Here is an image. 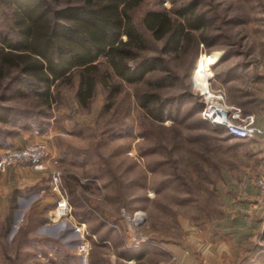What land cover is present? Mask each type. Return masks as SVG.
I'll use <instances>...</instances> for the list:
<instances>
[{"label": "rangeland", "instance_id": "374dc122", "mask_svg": "<svg viewBox=\"0 0 264 264\" xmlns=\"http://www.w3.org/2000/svg\"><path fill=\"white\" fill-rule=\"evenodd\" d=\"M200 2L210 18L205 33L217 44L206 48L200 42L197 49L168 56L178 79L164 92L177 95L182 105L176 124L183 134L180 148L171 146L168 127L173 121L153 122L138 105L135 92L143 84H125L107 111L101 85L88 107L77 102V83L62 85L57 100L47 107L30 91L17 95L16 82L0 80V104L13 106L16 112L12 123L0 122V152L23 137L51 139L58 156L59 146L69 150L60 168L62 190L73 207V218L57 217L59 194L51 177L45 179L41 203L18 214L15 210L12 224L0 237V264H153L147 258L132 263L124 253L136 249L144 255L151 247L162 248L164 242L182 240L225 213L222 187L238 178L236 172L250 162L251 143L204 122L202 85L210 77L209 86L222 89L230 104L246 113L262 109L264 0ZM172 6L171 0H144L133 16L144 29L148 10ZM10 26V16L0 5V29L8 32ZM152 45V52L158 53L160 42ZM201 54L206 59L196 73ZM202 135L210 148L202 149L206 157L195 151L202 147ZM139 209L146 212L142 229L150 240L135 248L125 240V219ZM77 222L86 223L84 232ZM262 236L246 256V264H264ZM82 242L90 245L85 254L78 250Z\"/></svg>", "mask_w": 264, "mask_h": 264}, {"label": "trees", "instance_id": "16d2710c", "mask_svg": "<svg viewBox=\"0 0 264 264\" xmlns=\"http://www.w3.org/2000/svg\"><path fill=\"white\" fill-rule=\"evenodd\" d=\"M143 1L0 0L11 23L10 31L0 29V80L8 78L16 82L17 95L26 96L30 91L47 107L57 100L62 85L74 83H77V102L88 107L101 85L106 92L104 109L107 111L115 106L116 97L125 84H143L144 87L135 92L138 105L153 122L173 121L168 127L172 131L171 146L180 148L183 134L176 124L182 105L177 95L164 92L178 79L168 56L190 47L197 49L200 42L211 48L217 41L205 33L210 18L200 0H171L170 9L148 10L143 18L145 30L133 16V11ZM152 42H160L158 53L152 52ZM205 55H200L196 73L202 71ZM202 104L200 115L204 122L226 132L224 128L212 126L202 116L204 102ZM15 115L13 106L0 104L1 123H12ZM201 137L202 147L195 151L206 157L202 151L210 148L204 138L207 136ZM59 148L57 156L61 163L68 159L66 155L70 151ZM76 155L73 153L72 161ZM21 193L17 190L12 196L5 231L13 222ZM136 251L124 256L129 259L143 256V252Z\"/></svg>", "mask_w": 264, "mask_h": 264}, {"label": "crops", "instance_id": "0c3cea01", "mask_svg": "<svg viewBox=\"0 0 264 264\" xmlns=\"http://www.w3.org/2000/svg\"><path fill=\"white\" fill-rule=\"evenodd\" d=\"M261 87L264 100V84ZM254 114L258 125L264 128V103ZM244 140L251 143L250 162L236 172L238 178L227 181L222 187L225 213L207 226L190 231L182 240L164 242L162 248L151 247L139 259H132V263L147 258L152 259L153 264H246V256L252 254L264 233V200L256 184L257 175L264 174V134ZM27 142L24 137L19 138L16 145ZM49 143L56 150L51 139ZM47 178L48 174L26 164L13 166L0 174V237L15 191H22L16 213L29 211L41 203ZM30 191L32 193H28Z\"/></svg>", "mask_w": 264, "mask_h": 264}, {"label": "built area", "instance_id": "2783aa9c", "mask_svg": "<svg viewBox=\"0 0 264 264\" xmlns=\"http://www.w3.org/2000/svg\"><path fill=\"white\" fill-rule=\"evenodd\" d=\"M204 106L202 116L214 127L224 128L228 134L238 139H252L264 134V128L257 123L254 113H246L240 106L230 104L226 100V94L222 89H214L208 85L202 88ZM26 164L36 171L47 173L51 177L54 190L59 194L55 207V214L59 218H73V207L68 196L63 193L60 160L56 151L48 140H31L24 145H13L3 148L0 152V174L9 168ZM87 181L89 179H86ZM256 184L260 188L264 200V175L256 178ZM125 240L131 247H140L146 244L150 237L142 227L146 221V212L142 209L134 211L126 217ZM79 231L84 232L85 222H77ZM90 245L82 242L78 245L80 253H87ZM133 262L132 259H129Z\"/></svg>", "mask_w": 264, "mask_h": 264}, {"label": "bare ground", "instance_id": "6f19581e", "mask_svg": "<svg viewBox=\"0 0 264 264\" xmlns=\"http://www.w3.org/2000/svg\"><path fill=\"white\" fill-rule=\"evenodd\" d=\"M209 80H210V77H209V79H208V83L206 84V86L202 85V86H203V89H207V88H208Z\"/></svg>", "mask_w": 264, "mask_h": 264}]
</instances>
